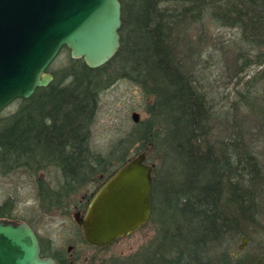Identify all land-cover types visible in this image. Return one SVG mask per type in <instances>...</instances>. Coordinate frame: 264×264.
Returning a JSON list of instances; mask_svg holds the SVG:
<instances>
[{
    "label": "trees",
    "instance_id": "16d2710c",
    "mask_svg": "<svg viewBox=\"0 0 264 264\" xmlns=\"http://www.w3.org/2000/svg\"><path fill=\"white\" fill-rule=\"evenodd\" d=\"M119 2L121 45L109 63L91 70L63 48L59 54H66V62L48 69L52 82L28 100L15 101L14 113L0 114V175L56 172L54 183L36 180L38 208L67 213L64 200L91 177H111L128 161L134 143L143 150L149 146L160 161L153 165L147 222L156 235L141 253L112 264H264V254L236 257L231 250L239 238L251 240L250 228L264 234L262 100L247 91L231 108L216 110L200 84L208 69L202 59L205 21L239 30L227 63L232 77L255 67L257 83L264 80V0ZM119 81L137 86L149 99L148 118L104 159L88 148L90 128L101 94ZM223 120L228 127L213 140ZM113 160L118 168L111 171ZM10 210L7 201L0 219L13 220Z\"/></svg>",
    "mask_w": 264,
    "mask_h": 264
},
{
    "label": "water",
    "instance_id": "95a60500",
    "mask_svg": "<svg viewBox=\"0 0 264 264\" xmlns=\"http://www.w3.org/2000/svg\"><path fill=\"white\" fill-rule=\"evenodd\" d=\"M121 24L119 0H0V114L52 82L48 69L63 48L91 70L109 63L120 49ZM131 119L140 121L136 113ZM152 171L140 153L103 184L86 215L74 217L85 244L106 249L147 224ZM246 243L242 237L239 251ZM0 264L56 262L42 257L27 223L0 219Z\"/></svg>",
    "mask_w": 264,
    "mask_h": 264
},
{
    "label": "rangeland",
    "instance_id": "374dc122",
    "mask_svg": "<svg viewBox=\"0 0 264 264\" xmlns=\"http://www.w3.org/2000/svg\"><path fill=\"white\" fill-rule=\"evenodd\" d=\"M202 34V45L205 47L202 59L208 62L206 65L208 69L206 81H202L200 84L214 98L215 109L227 110L231 108L234 102L239 101L240 94L245 95L247 91L250 92V96L256 95L260 99L259 103L262 100L264 106V80L257 83L260 69L252 67L238 77H232L228 71L229 64L227 63L232 56L233 44L239 41V30L220 27L205 21ZM209 54H213V57L210 58ZM65 62L66 54H59L50 69ZM252 85H255L254 88ZM256 90L257 93H255ZM149 102V99L142 94L137 86L127 81H119L103 92L99 99L95 120L90 128L88 140L90 152L107 159L114 143L138 131L137 124L133 123L131 115L138 114L140 121H145L148 118L145 110ZM17 108L18 104L13 102L2 111L1 115H10ZM220 121H217L218 123L215 125L213 140L219 135H224L223 131L228 127L224 120L223 123ZM251 122V119L250 122L248 120L249 126H251ZM229 123L232 124L231 119H229ZM260 146L264 148V139L260 141ZM144 148L143 150L138 143H134L128 150L127 160L144 153L148 165H158L160 161L155 151L149 146ZM109 163L111 171L118 168L117 161L113 160ZM169 167L170 163L167 164L164 172L168 173ZM38 178L54 183L58 180L59 175L54 171L39 173L37 177L23 172H15L7 176L0 175V207L9 201L10 213L14 221L30 222L50 253L63 252L67 256L69 254L67 248L75 243V239L79 235L78 228L73 221L74 209L71 207L70 214L65 215L60 212L45 214L40 211L36 199V180ZM86 194V190H81L74 201L77 203ZM262 204L264 206V200ZM249 232L251 240L246 238L245 247L239 251L238 247L241 244V238H239L235 248L231 249L232 255L237 257L242 254L249 256L264 254L263 230L250 228ZM155 235V227L147 223L140 230L119 239L106 249L79 246L80 257L76 262L71 260V264H112L116 259L125 261L129 257L141 253L142 249L155 238ZM74 255L73 253L72 256L74 257ZM236 257L234 256V258Z\"/></svg>",
    "mask_w": 264,
    "mask_h": 264
},
{
    "label": "flooded vegetation",
    "instance_id": "af4514ba",
    "mask_svg": "<svg viewBox=\"0 0 264 264\" xmlns=\"http://www.w3.org/2000/svg\"><path fill=\"white\" fill-rule=\"evenodd\" d=\"M109 178L110 177H106L105 174H103V173L98 174L95 177H91L89 179L87 185L83 188L84 190L87 191L86 196L83 195L82 198L77 203L74 201V199L76 198L77 194H79V193H77L73 196H70L66 200H64V202L66 203V207H67V213L70 214L71 207H73V209H74L73 221L78 228L79 235L77 237L75 236L76 237L75 243L67 248V253H69L67 256L63 252H58V253L52 254L48 251L49 255L47 257L52 258L56 262V264H71L72 261L76 262L79 259V257H80L79 254L81 252L79 250V246L91 247V246L84 243V241L82 239V235H81V228L79 225L76 224L74 217L77 216L79 219H82L86 215V212L88 210V207H89L94 195L98 192V190L103 186V184ZM67 213L61 212V214H63V215H65ZM12 221H14V220H12ZM25 223H27V222H25ZM28 225L34 230L32 225H30V224H28ZM34 232L36 233L35 230H34ZM38 240L40 243L39 237H38ZM40 246H41V243H40ZM91 248H93V247H91ZM73 253L75 254L74 257L72 256ZM70 257L71 258L73 257V258L69 259Z\"/></svg>",
    "mask_w": 264,
    "mask_h": 264
}]
</instances>
